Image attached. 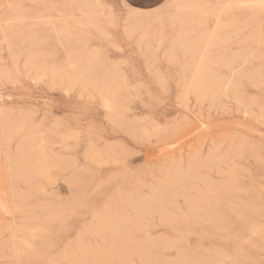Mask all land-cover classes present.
<instances>
[{
	"label": "rangeland",
	"instance_id": "374dc122",
	"mask_svg": "<svg viewBox=\"0 0 264 264\" xmlns=\"http://www.w3.org/2000/svg\"><path fill=\"white\" fill-rule=\"evenodd\" d=\"M140 1L0 11V264H264V0Z\"/></svg>",
	"mask_w": 264,
	"mask_h": 264
},
{
	"label": "bare ground",
	"instance_id": "6f19581e",
	"mask_svg": "<svg viewBox=\"0 0 264 264\" xmlns=\"http://www.w3.org/2000/svg\"><path fill=\"white\" fill-rule=\"evenodd\" d=\"M31 59L29 58V61H30ZM33 62V61H32ZM34 66V65H33ZM37 66V65H36ZM31 67V66H30ZM33 68V67H32ZM35 69H36V67H35ZM37 69H38V67H37ZM36 69V70H37ZM40 69L42 70V69H44V68H41L40 67ZM43 71V70H42ZM37 72H40V70L39 71H37ZM42 73H44V72H42ZM38 74V73H37ZM36 73H35V75H37ZM41 75V74H40ZM38 76V75H37ZM198 77V76H197ZM203 77V76H202ZM206 77V76H205ZM199 78V77H198ZM197 78V80H198V82H199V79ZM200 79H201V77H200ZM203 79V78H202ZM196 80V81H197ZM197 82V83H198ZM201 83H203V82H201ZM209 83V82H208ZM195 84V83H194ZM204 84H205V81H204ZM106 99V98H105ZM107 100H108V98H107ZM106 100V101H107ZM105 101V102H106ZM107 102H109V100L107 101ZM106 102V107L108 108V109H110V111H112L111 110V104L109 105L108 103ZM114 105V104H113ZM114 107V106H113ZM106 108V109H107ZM112 112H114V110L112 111ZM2 127V126H1ZM0 130H1V128H0ZM6 132V130L4 131V129L3 130H1L0 131V135L1 134H3V133H5ZM55 163V162H54ZM56 165V164H55ZM54 166V164H48V163H45V162H42V161H39L38 159H35V158H32V156H31V153L29 152L27 155L26 154H23V153H20L19 154V156L14 160V164H13V167H12V169L10 170V178L11 179H14V178H16V177H21V175L23 176L24 174H23V172H25L26 170H33V172H34V174L36 175V176H38V177H43V178H45V179H50V169L52 168ZM4 169V168H3ZM58 169H60V168H58ZM64 171V170H63ZM26 173V172H25ZM1 177H0V205H2L3 207H5L6 206V201H5V193L3 192H1V189H2V185L1 184H3V183H5V181H6V178L3 176L4 175V172L2 171L1 173ZM52 177V176H51ZM19 178H17V179H19ZM20 180V179H19ZM41 180H42V178H41ZM51 180V179H50ZM49 180V181H50ZM53 180V179H52ZM51 180V181H52ZM22 181V180H21ZM47 181V180H46ZM46 181L44 182V185H45V183H46ZM51 181L50 182H47V183H51ZM46 183V184H47ZM42 185V184H41ZM36 186L35 187V191L37 192V194L38 193H41L42 195L44 194V191H45V188H44V185L43 186ZM46 187V186H45ZM5 191V190H4ZM5 195V196H4ZM45 208V207H44ZM253 222V221H252ZM7 227V226H6ZM19 228V227H18ZM252 229H253V232H257L258 233V231H257V229L255 228L254 229V226L252 227ZM9 232V238L7 239V240H0V251L2 252V251H4V250H7V251H9L10 253H12L13 255H15V257H16V255H17V257H18V254H20V253H22V254H24V252H26L27 250L29 251V248L31 247L30 246V243L28 242V241H26V240H22V246L20 245V241H19V237H20V234H23L24 233V231L23 230H21V229H17V228H5V227H2L1 225H0V237H1V235L3 234V233H5V232ZM259 232H261L262 234H264V232H262V231H259ZM22 236V235H21ZM17 239V240H16ZM20 240H21V238H20ZM21 246V247H20ZM35 249V248H34ZM30 252V251H29ZM9 253V254H10ZM28 253V252H27ZM12 255V256H13ZM10 258H12V257H10ZM13 259V258H12ZM16 259V258H15ZM15 259H13V260H15Z\"/></svg>",
	"mask_w": 264,
	"mask_h": 264
},
{
	"label": "crops",
	"instance_id": "0c3cea01",
	"mask_svg": "<svg viewBox=\"0 0 264 264\" xmlns=\"http://www.w3.org/2000/svg\"><path fill=\"white\" fill-rule=\"evenodd\" d=\"M11 1H13V0H0V11L3 10V9H5V8H7V7H9ZM130 1H131V2H130V5H131L132 3H136V4H138L140 7H142L141 3H142L143 1H140V0H130ZM144 1H147V2L150 3V4L155 5L154 3L151 2V0H144Z\"/></svg>",
	"mask_w": 264,
	"mask_h": 264
}]
</instances>
